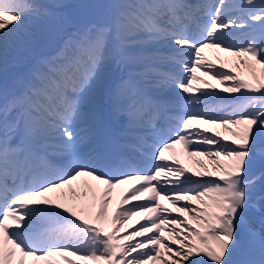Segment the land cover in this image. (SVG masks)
I'll return each instance as SVG.
<instances>
[{
    "label": "snow or ice",
    "instance_id": "obj_1",
    "mask_svg": "<svg viewBox=\"0 0 264 264\" xmlns=\"http://www.w3.org/2000/svg\"><path fill=\"white\" fill-rule=\"evenodd\" d=\"M114 7L110 22L78 34L70 44L71 55L51 63L21 96L0 109L6 114L20 107L25 135L33 140L30 145H13L7 129L0 137V264H155L158 260L160 264H264V220L258 234L245 215L250 209L264 214V196L251 203L247 191L257 179L253 168L264 166V0L259 5L241 0L235 6L229 0H215L202 23L184 0H135ZM233 7L240 15H228ZM39 11L40 6L29 0H0V53L19 37L26 18ZM189 24H195L196 30L190 31ZM237 29L245 34L243 43H225L223 37ZM158 41L167 43L172 50L169 59L183 75L153 63L159 52L151 45ZM208 48L234 56L238 67L248 69L252 82L203 63L202 52ZM186 55L192 57L190 62L181 59ZM132 58L145 61V70L158 78L159 85L170 84L178 95H199L183 97L191 110L169 117L176 127L158 146L152 157L155 163L147 170L133 168L116 177L101 171L112 163L106 149L91 147L86 163L75 157V150L90 137H81L73 124L82 116L81 94L104 60ZM198 68L216 84L197 77ZM198 80L206 89L219 85L224 93L238 94L234 97L238 102L221 107L222 115L216 109L197 108L204 104L202 97L218 96L194 88ZM226 82L231 85L224 86ZM142 105L133 92L130 110ZM201 124L210 127L200 129ZM215 128L222 131L214 132ZM47 130L57 133L58 144L40 139ZM194 140L208 147L193 150ZM174 145L189 156L207 158L210 169L197 160L202 170L189 176L187 169L169 164L165 153ZM54 151L67 156L70 167L45 178L42 170L53 167L48 156ZM82 176L104 185L98 203L88 185L79 193V203L66 205L60 202L62 194L49 195ZM127 181L136 183L110 213L111 190ZM161 196L178 215L161 206ZM46 205L51 209L42 207ZM45 212L48 217L42 216ZM52 215L64 222L47 231L33 228L35 218L47 220ZM137 216L140 219L129 223ZM108 223L111 231L105 230ZM123 225L131 231L125 228L117 235ZM257 245L258 258L252 255ZM161 249L167 260H161ZM237 256L241 258L234 259Z\"/></svg>",
    "mask_w": 264,
    "mask_h": 264
},
{
    "label": "bare ground",
    "instance_id": "obj_2",
    "mask_svg": "<svg viewBox=\"0 0 264 264\" xmlns=\"http://www.w3.org/2000/svg\"><path fill=\"white\" fill-rule=\"evenodd\" d=\"M50 1L53 2L54 0H50ZM184 1H185L186 4L192 6L191 11H193V9L195 7V4L191 3L192 0H184ZM229 2H230V4L235 6V5L240 4L241 0H229ZM67 8H68L69 14L72 17H80V13H83V10L80 9L78 6H76L74 4H69L67 6ZM233 8H235V7H233ZM59 20L61 21V18ZM47 21L49 22L48 26H47ZM26 27H27V31L31 35V37H33L35 39H38L39 41H43L46 38L47 34L49 33L48 29L54 27V24H53L52 21L46 20L45 18L44 19H39V20H36L34 18H29L27 20ZM224 41H226V40L224 39ZM231 42L234 44L233 41H231ZM153 45H154V43L151 46H153ZM202 57L204 58L205 63H210V64H214V65H217V66L223 64V68H225V66L228 68V67H230L229 65L231 64L230 55L228 53L221 52L218 49H211V48L204 49ZM234 59L237 60L235 57H234ZM257 71H258V66H257ZM238 76L241 79H245V80H248L249 82H252V79H251V76L249 75L248 69L243 67L242 65H241V69H240V71L238 73ZM129 77H130V79H133V77H131V75H129ZM197 77H200L201 80H207L209 84H212V85L216 84V80L210 79L208 76H204L203 75V69L198 70V76ZM226 84H228V82H226ZM226 84L224 86H230L231 85L230 83H229V85H226ZM220 87H223V86L217 85V87H216V89L219 90L218 95L227 94V93H224L222 91V88L220 89ZM115 90H118L119 94H121V95H123L125 97V92L123 91V88L121 86L116 87ZM153 90H155V88ZM155 91L157 92V90H155ZM142 92H143V94H147L148 95V94H152L153 91L143 87L142 88ZM233 95H237V94H233ZM127 101L128 100H126V102ZM236 102H238V101H234L233 103H236ZM96 110H97V108H96ZM120 111L119 110L117 111L118 121L116 120L117 119V117H116V119H114L113 122H115L118 125V127H127L129 124L120 123L121 120L119 119V117H122V115L119 114ZM77 121H78L77 123L80 124L83 121L82 116ZM213 130L222 131V130H220L218 128H215ZM92 134H95V132H92ZM124 135L125 134H120V138L125 140V141H127ZM161 138H162V142L164 140L168 139L167 136H164V137L162 136ZM128 150H130V149H128ZM183 153H184V151H182V150L178 151L177 146H174L173 151L166 152L165 155H166L167 158H169V157H172L174 155L175 156L176 155L177 156H181ZM193 167H194L195 170L197 169L196 166L193 165ZM123 169H124V167H122L121 165H117L116 168L114 170H112L111 172L117 170V172H116V174L114 176L119 177L120 173L122 171H125ZM138 169L147 170L145 168H138ZM129 171H132V169H129ZM262 172H264V169H254L253 168V170H252V174L257 177L255 182H258V183H261V184H259L250 193L251 195L258 194L260 197L264 196V176H261ZM107 175H110V174H107ZM193 179H195V178H193ZM132 183H134V181H127L126 183H124L122 185H119V186H117V187H115V188H113L111 190V193H112L110 195L111 199H110V202L108 204L109 210H113L115 207H118L120 205V199L118 197L121 198L122 196H124L125 195L124 190L126 189V187H128V185H130ZM95 184H96V182H94V181L91 182V186H94ZM250 200H251L250 201L251 203H257V200L254 199V198L250 199ZM96 202L98 203L99 200L96 201ZM117 202H119V204H117ZM182 203L183 202H181V204ZM125 207H127V206H125ZM172 214L173 215H178L176 212H175V214L174 213H172ZM259 214H262V213L256 211L255 209H250V210H248L245 213L246 217L251 221L252 227L256 230V232L258 234L262 232V229H259L258 226H257V224L260 221V219H259L260 215ZM129 223H132V222H129Z\"/></svg>",
    "mask_w": 264,
    "mask_h": 264
},
{
    "label": "rangeland",
    "instance_id": "obj_3",
    "mask_svg": "<svg viewBox=\"0 0 264 264\" xmlns=\"http://www.w3.org/2000/svg\"><path fill=\"white\" fill-rule=\"evenodd\" d=\"M255 2H259V1H255ZM259 5V4H258ZM237 10V9H236ZM238 12H233V13H230V14H228L229 16H231V15H240V12H239V10H237ZM27 18H29V16L27 17ZM27 18H26V20H27ZM26 20H25V22H26ZM56 37H57V34L55 35V37H54V35L53 34H51V33H49V34H47V36H46V38H45V42H37L36 41V49L37 50H49V49H52L53 48V43H54V41L56 40ZM61 37V36H60ZM224 39H226V41H228V43L229 44H232L231 42H229V41H231V40H233L234 42H236V44H238V43H243V41H244V39H245V34H244V32H241V30H239V29H237V30H234L231 34H226L224 37H223ZM31 39V38H30ZM32 40V39H31ZM63 43H66L67 42V39H65V40H63L62 41ZM159 47H157L158 49L157 50H160L159 51V57L156 59V60H154L153 61V63H155L156 65H158V64H160L161 63V61H168V60H170L169 58H170V56L169 55H171L172 54V50L168 47V45H165V43H163V42H158V43H156ZM30 48H34L35 49V47H34V44L32 43V41H31V46H30ZM202 54H203V52H202ZM184 61H186V62H190L191 61V59H192V57L190 56V55H186V56H183V57H181ZM234 58V57H233ZM202 61H203V59H202ZM111 60L110 59H108L105 63H104V66H102V71H104L105 69L106 70H109L110 68H111ZM172 65L170 66V71L172 72V71H179L180 72V74L181 75H183V73H182V70H178V69H176V66L172 63V62H170ZM206 64V63H205ZM234 64V63H233ZM213 65V64H212ZM214 67H216L215 65H213ZM233 67H235V68H237L238 66H237V64H234L233 65ZM202 69V68H201ZM200 68H198L197 69V71H196V73H195V75L196 76H198V70H201ZM153 78V75H150V78H149V80H148V82L149 83H153V82H156L157 80H155V79H152ZM146 79V78H145ZM204 84L203 83H201L199 80L198 81H195L194 83H193V87L194 88H199V87H202V91H207L208 89H206L205 88V86H203ZM161 87H163L164 88V90L163 91H160V93L161 94H164V95H166L167 97H166V99L167 100H169V101H171V102H173L174 104H176L177 103V101L178 100H181V101H183L184 102V99H183V97H186L187 96V94H177V89H175L174 87H171L170 86V84L169 85H167V86H161ZM211 96V97H210ZM214 97H216V96H212V95H209V96H205V97H202V100L204 101V104L203 105H198V106H202L203 108H205V109H216L217 110V112H216V114H218V115H222L223 113L222 112H220L219 111V109L221 108V107H223V106H225V105H227V104H231V103H233L232 101H231V99L228 97V99H219V100H215L214 99ZM84 98L85 99H89V95H84ZM211 99V100H210ZM213 100H215V101H213ZM185 103V102H184ZM180 110H182V111H184L185 110V108H181ZM202 126H208V125H202ZM214 132L216 131V130H213ZM199 143H194L193 142V150L195 149V148H197L196 146L198 145ZM145 147V145H142L140 148H144ZM139 151L141 152V149H138V152H137V150L134 152V157L135 158H137V157H140V153H139ZM186 155H187V159H188V164H187V166H188V168L191 166V164L189 163V161H193V163L196 165V166H198V168H199V170H196V172L197 171H201L202 169L199 167V165L196 163V161L197 160H201V161H203V163L206 165V166H208L209 167V169H210V165L208 164V159L207 158H205V157H202V156H189L188 155V153L186 152ZM173 165H175V166H178L179 167V165H177L175 162H174V164ZM259 165V164H258ZM259 168H264V166H261V165H259ZM193 169V168H192ZM192 169H189V171H188V173L189 174H187V175H189V176H191V170ZM196 179H200L199 177H195ZM169 179H171V177H169ZM182 179V178H181ZM250 188H248L247 189V191H248V193H250L251 191H249V189H254L255 188V184H252V185H250L249 186ZM262 221V220H261ZM191 223V222H190ZM259 226H260V228L262 227V225H261V222L259 223ZM262 229V228H261ZM163 235H165V236H168V231L166 230L164 233H163ZM252 251H253V249H252ZM235 259H238V256L237 257H235Z\"/></svg>",
    "mask_w": 264,
    "mask_h": 264
}]
</instances>
